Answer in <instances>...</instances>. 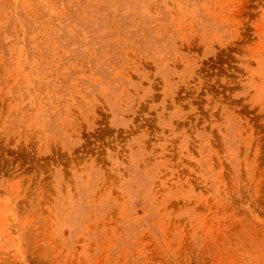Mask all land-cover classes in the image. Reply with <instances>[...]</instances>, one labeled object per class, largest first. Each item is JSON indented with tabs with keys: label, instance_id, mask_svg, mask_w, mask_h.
<instances>
[{
	"label": "rangeland",
	"instance_id": "rangeland-1",
	"mask_svg": "<svg viewBox=\"0 0 264 264\" xmlns=\"http://www.w3.org/2000/svg\"><path fill=\"white\" fill-rule=\"evenodd\" d=\"M0 264H264V0H0Z\"/></svg>",
	"mask_w": 264,
	"mask_h": 264
}]
</instances>
